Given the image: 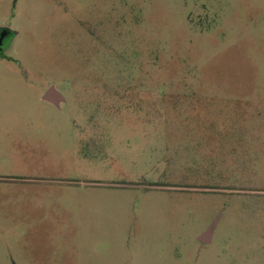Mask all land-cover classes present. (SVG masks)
<instances>
[{"label": "rangeland", "instance_id": "rangeland-1", "mask_svg": "<svg viewBox=\"0 0 264 264\" xmlns=\"http://www.w3.org/2000/svg\"><path fill=\"white\" fill-rule=\"evenodd\" d=\"M0 28V264H264V0H0Z\"/></svg>", "mask_w": 264, "mask_h": 264}, {"label": "flooded vegetation", "instance_id": "flooded-vegetation-1", "mask_svg": "<svg viewBox=\"0 0 264 264\" xmlns=\"http://www.w3.org/2000/svg\"><path fill=\"white\" fill-rule=\"evenodd\" d=\"M14 35H15L14 31H12L11 29H8V28H0V54L2 56L5 55L4 45L6 44V42L8 40L13 39L14 38ZM54 90H55V88H54ZM61 102H62V100L59 98V99H56V101H54V99H53V101L51 103H53L57 107H60Z\"/></svg>", "mask_w": 264, "mask_h": 264}, {"label": "water", "instance_id": "water-1", "mask_svg": "<svg viewBox=\"0 0 264 264\" xmlns=\"http://www.w3.org/2000/svg\"><path fill=\"white\" fill-rule=\"evenodd\" d=\"M44 99H45L46 101L52 102L53 99H54V101H56V99H59V96L56 94L54 88L52 87L50 90H48V92H47L46 95L44 96ZM215 227H216V224L213 225V226L208 230V232H206L205 234H203V235L200 237V240H201L202 242L211 243V241H212V233H213V231L215 230Z\"/></svg>", "mask_w": 264, "mask_h": 264}, {"label": "crops", "instance_id": "crops-1", "mask_svg": "<svg viewBox=\"0 0 264 264\" xmlns=\"http://www.w3.org/2000/svg\"><path fill=\"white\" fill-rule=\"evenodd\" d=\"M55 92H56V94H58L59 98L62 100V102L60 104V106H61L66 100L58 90L55 89Z\"/></svg>", "mask_w": 264, "mask_h": 264}]
</instances>
